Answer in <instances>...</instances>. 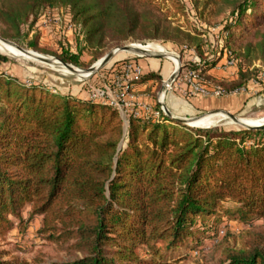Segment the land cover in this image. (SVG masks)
<instances>
[{"label": "trees", "instance_id": "1", "mask_svg": "<svg viewBox=\"0 0 264 264\" xmlns=\"http://www.w3.org/2000/svg\"><path fill=\"white\" fill-rule=\"evenodd\" d=\"M191 1L201 21L223 27L217 59L205 58L200 32L173 26L171 13L186 16L182 0H0V36L21 44L24 26L32 31L44 11L65 8L88 49L142 38L172 42L181 52L194 47L200 60L185 67L204 78L230 51L236 77L216 84L227 92L248 86L250 67L264 64V0ZM40 38L36 32L27 47L43 53ZM53 55L82 66L80 54ZM6 63L13 64L0 55V69ZM154 76L146 74L135 89H147ZM26 206L31 218L42 217L49 240H74L83 256L68 264H168V254L189 238L197 249L200 237L217 234L223 216L264 222V130L133 117L125 127L107 104L0 71V236L12 226L10 216L23 221ZM226 257L224 264H264L259 249ZM0 264L27 263L5 261L0 252Z\"/></svg>", "mask_w": 264, "mask_h": 264}, {"label": "rangeland", "instance_id": "2", "mask_svg": "<svg viewBox=\"0 0 264 264\" xmlns=\"http://www.w3.org/2000/svg\"><path fill=\"white\" fill-rule=\"evenodd\" d=\"M182 2L186 8V16L173 15V13H171L169 18L172 20L173 26H178L183 31L193 33L194 30H197L200 32V37L205 43L203 47L206 52L205 58H207V60L217 59L220 54L216 52H218L220 46L223 44V36L220 34L223 27L204 23L199 19L191 0H182ZM160 6L162 9H165L163 5ZM59 10H62V12L59 13V18L61 20V29H58L59 31H56V29L46 30V25L42 23V21H37L32 31H29V25L23 27V33L26 34V38L23 43L18 45L26 50L35 52L42 57L51 59H58L53 54L58 55L65 50H68L71 54H80L81 67L68 64L78 70H88L97 67L108 54L115 52L111 62L100 68L92 76L88 75V77H79L78 74L68 72L67 69L60 68L53 63L46 64L38 59H27L22 57L19 59L0 53V55L13 62L11 65L8 63L2 65L0 71L8 76H20L28 83H44L48 85L50 89L52 86H56L63 91L71 94H80L83 98L88 99L92 91L107 92L105 91L107 90L106 88L112 86L115 77L110 71L114 62H124L128 59L137 58L144 73H151L155 76L151 86L148 85L149 87L147 86V89L144 87L141 89H135L132 94H134L135 98L142 99L143 102L155 106L160 97L163 82L166 81L176 69L177 64L173 62L172 57L175 59L179 58L180 65L184 72L186 70H193L191 67H185V64H195L200 60L194 47L188 49L187 46H184V53L181 52L180 48L176 47L172 42H164L148 38H142L140 40L129 39L119 47L106 48L105 50L97 51L88 49L84 42V33L78 34V31L67 32L65 24L68 19L65 20V18H70L68 16V9L60 8ZM36 32L41 33L40 47L43 53L27 47V42L32 40ZM135 44L144 46L147 44L159 45L164 48L166 54H169L172 57L170 59L146 56L139 57L132 52H117L118 48ZM224 61L225 56L218 61L211 73L207 75L208 78H205L209 86H219L216 84L217 81L230 80L236 77V66L234 68L226 69L223 67ZM60 64L63 65L62 63ZM250 69L254 70L252 81L258 83V89L253 94H232L234 92L232 91L231 94L224 97H206L212 107H222L223 102L227 101V103L231 104L232 108L230 110H210L209 112H206L204 117L211 114H222L223 117H216V123L214 122L210 127L192 128L202 130L220 128L225 131L249 130L225 115L224 112L229 113L241 121L245 119H264V64L259 61L255 62ZM115 89L116 92L114 93L115 90H111L112 96L109 95L111 97L104 98L103 101L108 103L110 101L112 102L113 99L116 98V94H118V88ZM51 92L52 94H56V91ZM171 94L176 95L184 101H189L193 98H204L191 97L185 99L178 93L173 92ZM168 95L169 94H167L165 98L166 106ZM250 144L252 143H247V145ZM232 206L233 205H226L228 208H231ZM30 215L31 209L29 206H26L21 212L22 222L15 219L13 216L9 217L12 221V226L8 230H5L0 236V252H4L5 261H16L27 264H68L77 257L83 256V254L74 249L73 239H65L58 242L49 240L48 235L42 234L40 231L42 228V217L34 216L31 218ZM198 236L201 235L199 234ZM207 236L208 237L206 238L200 237L202 244L198 246L197 249H191L193 240L189 238L186 241L185 246L168 254V264H224L226 263V255L229 251H239L244 249H259L264 251V222L262 220H255L251 224H243L238 221L228 220L223 216V221L218 226L217 234L215 232L214 234ZM141 254L144 257L143 253ZM144 258L145 260H149L150 255Z\"/></svg>", "mask_w": 264, "mask_h": 264}, {"label": "built area", "instance_id": "3", "mask_svg": "<svg viewBox=\"0 0 264 264\" xmlns=\"http://www.w3.org/2000/svg\"><path fill=\"white\" fill-rule=\"evenodd\" d=\"M49 11L55 12V20L54 18H51V20L52 22H57L61 29L59 13H61L62 10L52 9ZM65 20H67L65 28L68 33L72 31H78V34L82 33L81 27L75 25L70 18L66 17ZM224 56L225 61L223 67L226 69L234 68L236 66V60L233 57V54L230 51H225ZM113 75L115 79L110 87L111 89L106 88L107 90L105 91L107 92L92 91L88 99L91 101H100L117 109L126 126L128 125L129 117L144 121H152L155 123H164L166 118H169L165 110V98L167 94H171L173 92L178 93L185 99L191 97H224L232 93L225 91L219 86H209L204 76L198 70H186L185 72L182 70L171 84L166 83L168 79L163 82L164 91L156 102L159 106L158 109H156L155 106L143 102L142 99L135 98L134 94H132L135 90V84L146 75L139 63L122 61L120 62L119 68H115L113 70ZM115 88H118L116 98L109 103L103 101L104 98L112 96L111 90H115L114 93L116 92ZM257 89L258 83L256 81H252L248 86L242 87L234 91L232 94H253Z\"/></svg>", "mask_w": 264, "mask_h": 264}, {"label": "water", "instance_id": "4", "mask_svg": "<svg viewBox=\"0 0 264 264\" xmlns=\"http://www.w3.org/2000/svg\"><path fill=\"white\" fill-rule=\"evenodd\" d=\"M0 40L5 42L6 44L16 48L17 50L25 53V54H28L30 57H33L35 59H38L39 61L41 62H44L46 64H52V63H55V62H58V63H62L64 67L67 68L68 71L70 72H73V73H76L77 71H80V72H84L86 73L87 75H90L92 76L93 74H95L100 68L106 66L109 62H111V60L113 59L114 55H115V52L112 53V54H108L102 61L101 63L97 66V67H93L91 69H88V70H78L68 64H65L63 63L61 60L59 59H51V58H47V57H42V58H36L34 55L37 54L35 52H31L29 50H26L24 48H22L21 46H19L18 44L12 42V41H9V40H5L3 39L1 36H0ZM118 51H123V52H131L132 51V48L131 46H124L122 48H118L117 52ZM133 53V52H132ZM134 53L139 56V57H155V58H169L170 59V55L169 54H155V53H149V52H142V51H134ZM57 60V61H56ZM177 60V66H176V69L175 71L171 74V76L168 78V80L166 81L167 84H171L176 78L177 76L179 75V73L181 72L182 70V66L180 65V61H179V58H176ZM164 91V87H162V90L160 92V95H162ZM165 110H166V113H167V116L169 117L170 120H174V121H177L181 124H184V125H187V126H190L191 125V122L195 121V120H199L201 118H204L205 115H202L200 117H196V118H178L176 116H174L172 114V112L167 108V106H165ZM225 115H227L228 117H230L232 120H234L235 122L245 126L247 129L249 130H264V125L261 126V127H258V128H251L245 124H243L241 122V120L237 119L236 117L230 115L229 113H225ZM192 127V126H190Z\"/></svg>", "mask_w": 264, "mask_h": 264}, {"label": "crops", "instance_id": "5", "mask_svg": "<svg viewBox=\"0 0 264 264\" xmlns=\"http://www.w3.org/2000/svg\"><path fill=\"white\" fill-rule=\"evenodd\" d=\"M55 16V12L48 10L39 17L38 21H42V23L46 25V30L56 29V31H59V24L57 22H52L51 20V18H54ZM186 101L180 99L176 95L169 94L167 96V107L174 116L189 119L205 115L206 112H209L210 110H230L232 108L231 104L227 103V101L223 102L222 107H212V105H210L211 103L208 102L206 98H193L192 100Z\"/></svg>", "mask_w": 264, "mask_h": 264}, {"label": "bare ground", "instance_id": "6", "mask_svg": "<svg viewBox=\"0 0 264 264\" xmlns=\"http://www.w3.org/2000/svg\"><path fill=\"white\" fill-rule=\"evenodd\" d=\"M131 48H132L131 52H133V53H134V51H142V52H149V53H155V54H166V52L164 51V48H162L161 46L156 45V44H147L146 46L140 45V44H135V45H131ZM0 53L7 55V56H10V57L19 58V59H21V57L27 58V59H35L33 57H30L28 54H25V53L17 50L16 48L6 44L5 42H3L1 40H0ZM34 56L36 58H42V56L39 54H35ZM172 60L175 64H177V60L174 57H172ZM53 64H55L56 66H58L60 68L67 69L66 67H64L63 65H61L58 62H55ZM68 72H70V71H68ZM76 74H78L79 77L80 76L81 77L82 76L88 77V75L84 72L77 71ZM216 117L220 118V117H223V115L222 114H215V115L211 114L209 116H206L204 118H201L199 120H195V121L191 122L190 126H192V127H203V128L204 127H210L214 124ZM241 122L243 124L251 127V128H258V127H261L264 125V119L263 120L245 119V120H242Z\"/></svg>", "mask_w": 264, "mask_h": 264}]
</instances>
